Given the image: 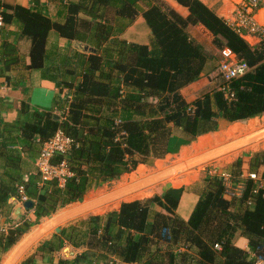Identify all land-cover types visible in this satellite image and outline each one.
Here are the masks:
<instances>
[{
    "label": "trees",
    "instance_id": "trees-1",
    "mask_svg": "<svg viewBox=\"0 0 264 264\" xmlns=\"http://www.w3.org/2000/svg\"><path fill=\"white\" fill-rule=\"evenodd\" d=\"M77 1L67 5L64 24L22 6L13 7L12 14L5 15L6 22H19L22 35L31 41L32 69L45 66L50 32L56 31L69 41L84 39L78 30L80 14L89 16L95 24L92 38L98 46L112 37L114 28L107 17L110 9L129 24L141 14L142 0ZM152 1L141 15L151 31V44L116 41L120 58L112 68L119 75H97L103 72L102 59L98 54L91 56L69 111L61 116L64 120L53 112H36L22 126L27 139L38 137L41 143L58 131L72 138L70 153L54 157L52 163L67 161L73 175L63 186L58 180L41 187L38 179L22 181L26 194L34 187L31 198L35 203L30 210L34 220L21 217L0 233V263L2 256L44 218L83 202L93 187L119 180L148 159H162L172 153L169 146L175 137L180 140L179 146L189 145L203 135L217 132L221 121L236 123L264 116V41L251 45L200 0H176L188 9L187 17L162 0ZM191 26L205 28L220 51L231 50L251 71L230 82L225 92L218 89L188 103L182 90L203 76L208 61L204 47L195 43L188 32ZM226 92L234 94V99L230 100ZM252 160L248 168L247 161L239 159L232 172L234 175L239 169L238 175L245 176L242 199L229 198L222 179L209 176L206 190L187 222L176 214L182 190L169 189L151 199L124 202L117 212L91 218L89 249L124 264H254L252 254H264V188H258L248 175L252 167L257 168L258 177L264 180V155ZM16 182L19 181L5 182L0 174L1 212L11 198L19 196ZM154 206L162 212L153 213ZM237 234L249 240V251L234 244ZM216 244L221 246L220 251L215 250ZM82 262L97 264L89 254L59 264ZM25 264L35 263L28 259Z\"/></svg>",
    "mask_w": 264,
    "mask_h": 264
},
{
    "label": "crops",
    "instance_id": "crops-1",
    "mask_svg": "<svg viewBox=\"0 0 264 264\" xmlns=\"http://www.w3.org/2000/svg\"><path fill=\"white\" fill-rule=\"evenodd\" d=\"M162 1L181 16L189 15L188 9L181 6L176 0ZM200 1L223 18L227 24H231L236 15L237 4L242 0ZM70 2L78 1L0 0V12L5 23L0 29V174L5 182L17 179L19 182H16V187L24 185L22 181L26 183L29 180L37 179V185L42 186L37 162L44 143H41L38 137L33 140L27 139L21 129L24 123L32 120V114L53 112L57 116L60 112L62 115H66L74 98L75 88L83 80L85 71L90 66V57L93 55L98 54L102 59L103 72H98L97 75H101V73L119 75L115 70L113 72L112 68L114 62L120 58V45L116 41L139 45L151 44V31L145 29L146 22L141 15L153 1L142 0L139 3L141 14L132 24H129L128 20L118 18L113 9L108 11L107 17L111 20L114 29L111 40L101 46H98L92 38L95 24L91 23V18L83 13L80 14L81 20L78 29L83 35L82 41H69L62 38L56 31L50 32L46 44L45 66L39 70L32 69L30 67L31 41L22 35V25L15 20L6 22L5 15L12 14L13 7L22 6L41 13L58 24H64L68 14L67 5ZM257 17L260 22L264 23V10L260 11ZM98 21L100 20L98 19ZM201 30L208 32L202 26H191L188 32L197 40V32H201ZM245 39L252 45L259 43L254 37H245ZM218 53H221L220 50ZM198 83L199 81L182 90V95L188 103L195 99L194 95L198 93ZM188 96H193V98L189 100ZM61 109L66 110L65 114ZM261 119L264 120V116L232 124L220 122L217 132L203 135L189 145L180 144L179 146L180 140L175 137L169 146L172 153L162 159H148L145 164H140L135 171L127 175L128 178L131 176L135 178L134 181L132 179L131 182L121 185L122 187H118L106 195L100 194V197L87 199L84 203L70 204L58 214L41 220L40 224L33 227L6 254L0 264H8L23 242L42 227L47 229L21 255H16L12 264H25L28 259H32L35 264H59L61 261L73 262L77 257L85 254H89L90 259L94 258L97 264H109L112 257H103L100 251L96 253L87 245L93 226L91 218H104L112 212L119 211L124 202L151 199L161 196L169 189L182 190L176 214L181 220L189 221L206 190V181L209 176H212L213 167L233 172L236 162L241 158L244 159L241 156L243 153L238 154L244 150H252L251 148L254 147L242 144L246 140H255L261 135L264 136L263 124L262 128L255 132L239 139L227 140L224 139V134L230 135L232 131L226 133V129L230 127L227 125H231L230 129L235 128L236 125L245 128L246 126L250 127V122H254L253 120H257L256 122L259 123ZM262 142H264V138H261L259 143ZM7 156H12L13 159L8 160ZM252 171L253 168L250 172ZM31 193H34V187L27 190L28 195L26 194V196H28V200L35 203V200L31 198ZM117 193L119 194L116 196ZM108 196L114 197L107 203L81 211L65 221L52 225V221L58 216L76 211L93 202L96 204V201ZM15 201V197L11 198L5 211L2 212L4 225L17 222L16 220H20L27 212ZM152 211L153 213L162 212V209L154 206ZM152 221L153 219H151ZM104 223L102 221V224ZM53 230H56L54 234ZM234 244L241 250L249 251V240L240 234L235 236ZM192 264H197V262L194 261Z\"/></svg>",
    "mask_w": 264,
    "mask_h": 264
},
{
    "label": "built area",
    "instance_id": "built-area-1",
    "mask_svg": "<svg viewBox=\"0 0 264 264\" xmlns=\"http://www.w3.org/2000/svg\"><path fill=\"white\" fill-rule=\"evenodd\" d=\"M262 10H264V0H242L239 4H237L234 21L228 25L241 34L243 38L254 37L259 42L264 41V23L260 22L257 17L259 12ZM4 25L3 15L0 12V29ZM221 56L223 59L219 64V72L226 84L219 90L225 92L228 89L230 82L243 78L251 71V68L247 63L238 61L236 56L229 49L222 50ZM226 93L230 100L234 99V94H228V92ZM57 116L61 117L62 114L59 113ZM61 120H64V118H61ZM73 146V139L66 136L62 131H58L54 137L43 144V148L37 162L42 184L52 180H58L60 185L63 186L66 180L73 175L69 169L67 161H63L57 165L52 163L53 158L56 156H67ZM211 173L212 176L222 179L225 187V193L229 198L237 200L242 199L246 188L243 183L245 180L243 175L240 178H235L232 173L227 171L220 172L214 170ZM248 179L257 182L258 188H263V186H260L262 180H260L258 174L249 173ZM257 191L258 190L255 192ZM18 192L20 194L21 201L26 202L28 198L26 196L25 188L23 186H19ZM248 205H251V202H248ZM8 228L9 226L5 227L3 224V216L0 210V233L6 232ZM214 248L218 251L222 249L218 244H216ZM252 257L255 260L254 264H264V254H252ZM112 258L113 259L109 262V264H124L119 259L115 257Z\"/></svg>",
    "mask_w": 264,
    "mask_h": 264
},
{
    "label": "rangeland",
    "instance_id": "rangeland-1",
    "mask_svg": "<svg viewBox=\"0 0 264 264\" xmlns=\"http://www.w3.org/2000/svg\"><path fill=\"white\" fill-rule=\"evenodd\" d=\"M145 27H146L145 29L150 31L149 27L146 24H145ZM201 32H197V40L193 36H191V38H192V40L195 43H198V44H200V45H202L204 47V49L206 51V54L208 56V61L206 63V67H205V70H204V75L198 80L199 81L198 87H197L198 93H197V95H194L195 99L193 101H195L198 97H200V96H202L204 94L212 93L215 90L220 89L222 87V85L225 83V81L222 79V76L220 75V72H219V64H220L221 60L223 59V57L221 56V53L220 54L218 53L219 49L214 44L213 36L209 32H206L205 30H201ZM192 98H193V96H191V97L188 96L187 97V99H189V100L192 99ZM193 101H190V103L193 102ZM253 121L254 122H250V127L246 126L245 128L236 125L235 128L230 129L231 125H227L228 127L229 126L230 127L228 129H226V133H230V131L232 130L231 134H233V135L224 134V139H227V140H234V139H237V138L239 139V138H241V137H243V136H245L247 134H250V133L255 132L258 129L262 128L261 125L264 124V120L261 119L259 121V123L256 122L257 120H253ZM221 122H226V121H221ZM227 124H228V122H227ZM261 138H264V136L263 135L259 136L257 139H255V141L254 140H246L245 145H250V146H254V147L251 148L252 150H246V151L244 150L243 152L238 154V155H241L243 153L241 156L244 159H242V158L241 159L247 161V164H249L248 168H251V164L253 163L252 162L253 161L252 160L253 157L255 158L256 156L264 155V142H262L261 144L259 143ZM247 142H248V144H247ZM250 161H251V164H250ZM213 169L217 170V171H220V172L222 171L220 169H217L215 166L213 167ZM257 170H258L257 168H253V171L249 172V173H256L257 174V172H256ZM141 171H143V170H141ZM238 171H239V169L236 170V173L234 174L235 178H240L242 176V175H240V176L238 175ZM233 173H234V170H233ZM128 174H130V173H128ZM128 174L122 175L119 180L114 181V182H112L110 184L107 183V184H104L101 187H97V186L93 187L88 192V194L84 197L83 203L87 199H91L93 197H95V198L100 197V194L106 195L109 192H112V191L118 189V187H122L121 185L126 184L128 182H131L132 179L134 181L135 178H132V176L128 178L127 177ZM243 183L245 185V181ZM263 183H264V181L262 180L260 186L264 187ZM19 186H23L24 187V185H18L17 189H18ZM118 194L119 193H117L116 196ZM18 195H19V197H15L16 198L15 202L19 203V205H21L23 207V203L24 202L21 201V197H20L19 192H18ZM103 195H101V196H103ZM27 198H28V196H27ZM60 211H58L56 214H58ZM104 211H106V210L104 209ZM31 215H32V212L27 211V212H25V215H23V217L26 218L27 220L28 219L29 220H34ZM16 221L18 222L19 220H16ZM8 226L9 225L5 224V227H8ZM55 232H56V230H53V234ZM5 256H6V254L2 256V259Z\"/></svg>",
    "mask_w": 264,
    "mask_h": 264
},
{
    "label": "water",
    "instance_id": "water-1",
    "mask_svg": "<svg viewBox=\"0 0 264 264\" xmlns=\"http://www.w3.org/2000/svg\"><path fill=\"white\" fill-rule=\"evenodd\" d=\"M114 196H108V197H104L102 199H99L98 201H96V204L95 202L93 203H90L86 206H83L81 207L80 209L76 210V211H71V212H68L66 214H62L60 216H58L56 219H54L52 221V225H54L56 222L59 223L61 221H65L66 219L68 218H71L72 216H74L76 213H79L81 211H85V210H89V209H92L94 208L95 206H98L100 204H104V203H107L109 202V200H111ZM24 209L27 210V211H30L32 210V208L34 207V202L31 201V200H28L24 203L23 205ZM47 228L46 227H42L40 229H38L35 233H33L26 241L23 242V244L18 248V250L16 251V255H21L23 251H25L37 238L39 235H41L42 232H44ZM59 231V229H58ZM16 255H14L12 257V259L10 260V262L8 264H12L14 261H13V258L16 257ZM20 257V256H19Z\"/></svg>",
    "mask_w": 264,
    "mask_h": 264
},
{
    "label": "bare ground",
    "instance_id": "bare-ground-1",
    "mask_svg": "<svg viewBox=\"0 0 264 264\" xmlns=\"http://www.w3.org/2000/svg\"><path fill=\"white\" fill-rule=\"evenodd\" d=\"M255 141V140H254ZM246 141L242 144V145H245ZM164 173V172H163Z\"/></svg>",
    "mask_w": 264,
    "mask_h": 264
}]
</instances>
